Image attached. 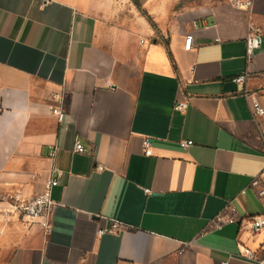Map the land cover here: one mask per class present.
Masks as SVG:
<instances>
[{"label":"crops","instance_id":"obj_1","mask_svg":"<svg viewBox=\"0 0 264 264\" xmlns=\"http://www.w3.org/2000/svg\"><path fill=\"white\" fill-rule=\"evenodd\" d=\"M252 3L0 0V264L264 260V229L249 220L263 211L251 180L264 170L252 107L264 106V0ZM250 19L263 35L248 60ZM53 166L47 234L16 205ZM229 203L238 221L216 227ZM116 220L119 232L98 233Z\"/></svg>","mask_w":264,"mask_h":264},{"label":"built area","instance_id":"obj_2","mask_svg":"<svg viewBox=\"0 0 264 264\" xmlns=\"http://www.w3.org/2000/svg\"><path fill=\"white\" fill-rule=\"evenodd\" d=\"M232 4L237 8H242L250 11L252 6V0H231ZM263 29L253 19H250L248 25V32L246 36V55L248 60H251L255 49L259 48L262 43ZM194 34L188 33L185 38V49L189 50L193 46ZM247 78V74H242L237 77V81H244ZM188 106L187 101H179L175 104L177 110H185ZM253 112L256 116L264 114V106L261 102L254 98L252 99ZM53 112L58 116L59 120H63L65 112L63 111L62 104L57 105L53 108ZM193 144V140H182L181 145L188 147ZM75 150L78 152H86V147L79 140L76 141ZM58 146H53L51 150V158L56 157ZM144 151L146 155H151V144L149 139L144 140ZM61 170L56 166L52 167L51 176L46 180L44 186L37 194L20 200V203L16 205V209L20 214L30 223L39 224L44 231L49 234L52 231V210L54 201L52 199L53 189L59 184L61 177ZM251 187L255 190L258 198L261 200L263 205V211L260 213L253 214L249 217L253 231L260 234L264 229V170L253 176L251 180ZM149 190H147L148 192ZM236 208L229 203L217 216L212 220L215 222L216 227L221 226L225 223H235L238 221L234 217ZM123 228V224L119 221H113L108 227L99 228V234L105 233H116ZM245 254L249 257L253 256V252L250 249L245 250ZM222 264H227L223 262ZM259 264H264V260L260 261Z\"/></svg>","mask_w":264,"mask_h":264},{"label":"trees","instance_id":"obj_3","mask_svg":"<svg viewBox=\"0 0 264 264\" xmlns=\"http://www.w3.org/2000/svg\"><path fill=\"white\" fill-rule=\"evenodd\" d=\"M136 3H138V0H135Z\"/></svg>","mask_w":264,"mask_h":264}]
</instances>
